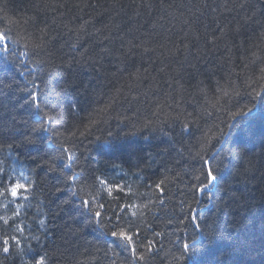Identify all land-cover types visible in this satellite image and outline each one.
<instances>
[{"label": "trees", "instance_id": "16d2710c", "mask_svg": "<svg viewBox=\"0 0 264 264\" xmlns=\"http://www.w3.org/2000/svg\"><path fill=\"white\" fill-rule=\"evenodd\" d=\"M41 29H47L43 40ZM0 32L10 49L0 52V125L12 129L0 137V161L36 182L22 220L25 236L40 235L41 243L22 240L26 252L29 244L33 249L25 260L46 252L49 264H129V252L81 215L79 198L64 183L69 161L55 147L64 137L53 135L84 130L122 89L90 134L65 141L74 145L73 168L110 185H131L135 197L114 193L121 202L154 201L134 218L141 236L155 239L159 249L151 264H189L178 258L194 237L197 264H264V92L252 114L231 119L264 87L258 79L264 0H0ZM132 44L140 47L129 53ZM253 52L260 56L255 63ZM137 70L140 80L131 75ZM229 80L241 95L212 108L217 81ZM25 89H43L49 108L60 113L49 131L33 132L37 110L26 103ZM220 130L223 143L209 142ZM25 136L36 143L21 146ZM205 143L209 156L217 152L219 183L199 195L193 186L202 162L194 156ZM161 181L162 194L155 187ZM193 210L203 234L188 219ZM5 231L14 234L0 225V248ZM154 231L162 235L153 237ZM0 264H21V257L0 252Z\"/></svg>", "mask_w": 264, "mask_h": 264}, {"label": "snow or ice", "instance_id": "6c2138e0", "mask_svg": "<svg viewBox=\"0 0 264 264\" xmlns=\"http://www.w3.org/2000/svg\"><path fill=\"white\" fill-rule=\"evenodd\" d=\"M146 2V0H145ZM151 6L150 4L148 5ZM241 8L244 7V4L239 5ZM247 19V18H246ZM83 30V29H82ZM223 31V30H222ZM41 40L43 36L47 34V29H41ZM262 39H264V33L261 34ZM7 39L5 33L0 32V52L9 53L10 49L7 45ZM215 40V38H214ZM13 43H18V41H13ZM131 43V42H130ZM42 43L34 44V48L42 47ZM25 49L29 47L27 42L24 43ZM140 47V45L132 44L129 47L128 52L132 51V48ZM187 48L188 46L185 45ZM145 51L150 49L145 48ZM22 55L27 56V52L22 53ZM252 56L255 58L251 62L255 63L256 59H259L260 56L258 52H253ZM71 63L69 62V67ZM247 64L244 65L247 68ZM233 71H235L233 69ZM136 80L142 78V73L140 70L131 74ZM239 75V74H237ZM259 80L264 81V67L260 69ZM246 86L251 87L252 83L249 78L245 82ZM33 88H41L39 84H33ZM29 92V99L26 103L30 104L37 111L34 113V116L37 117L36 121L32 125L33 132L37 131H49L50 125L55 122L60 113L56 112L54 108H49L47 103V94L41 91H33L32 89H25ZM203 91V90H202ZM122 89H117L115 95L110 98L109 102L104 106L103 109H100L97 113V119L101 114L106 113L112 106L118 102L121 95ZM216 92L219 95L215 96L212 99H208V103L212 108H217L221 106V101L224 100L227 103L231 98L238 97L241 95L238 86L235 84V81L229 80L227 84L221 85L217 81ZM254 95H252V106L245 104L243 107H240L237 111L231 113V119L236 120L237 117H248L254 112L256 99L264 92V87L259 91L253 90ZM59 92H56L55 95H59ZM44 95V101L42 102L40 97ZM228 98V99H225ZM73 109L75 105L72 106ZM97 119L90 118L89 125L85 126L84 130L77 128L75 131L69 132L67 135L64 133H53L56 137H64L63 140H60L58 143H55L56 149L60 153V157L66 159L67 163L64 164V174L65 179L64 183L67 186V191L71 193L73 197H77L80 200V209L81 215H88L90 217L89 223L94 224L97 228L103 231V234L107 237L112 238V243L121 249H125L129 252V264H151V259L153 254L157 253L159 249L156 246L155 239H149L147 236L142 237V228L140 224L135 223L134 218L145 216V210L149 209V205L153 204L154 201L149 200L147 203H135L131 200L126 202H121V198L114 193H125L128 197H135L137 194L134 192L131 185H110L109 182L105 179H101L98 176H89L84 172L83 169L76 171L73 168V164L70 162L74 155V145L69 146L65 141L70 140L72 137L77 135L83 137L87 134H90V129L97 123ZM189 124L187 120L184 122L183 129L187 130ZM232 125H229L231 128ZM11 132V128H6L4 125H0V137L5 135V132ZM111 135V133H109ZM225 132L220 130L218 136L207 138L210 142L211 139L217 140V143H223V138ZM99 139V138H97ZM50 144L53 143V140L49 139ZM36 141L32 137L25 136L21 141V146L33 145ZM11 147V145L9 146ZM207 143L202 144L199 151L195 153L194 158H199L202 162V170L199 171V174L195 176L197 183L193 186V192L199 195H208L211 193L212 189L218 187V174H219V161L217 158V152H213L209 156L206 152ZM214 164L216 165L214 167ZM50 170L55 171V168L50 166ZM89 180H92L93 183L90 185ZM164 182L156 184V189L162 194L164 189L161 185ZM91 189V190H90ZM36 191V182L32 180L29 176L25 175L24 172H16V169H8L4 165V161H0V209L3 210V215H0V225H2L5 230L7 228H12L14 234H7L2 238V248L0 252L5 256L11 255L13 251L21 257V264H49V256L46 252L40 254L37 252L35 255L29 257L25 260L24 257L33 251L31 244L28 245V250L26 252L25 246L22 243V240L35 241L37 245L41 243L40 235H31L25 236L26 225L22 220V212L26 207L29 206L30 200L33 197L34 192ZM61 191V189H57ZM106 193V197L103 195ZM111 198L108 202V208L105 210V200ZM115 206H112V204ZM196 203H199V200H195ZM64 203H69V201H64ZM160 204H163V199L159 200ZM181 203H184L183 201ZM189 208L191 206L189 205ZM9 212L11 214H9ZM111 213L110 215L108 213ZM188 219L194 225V228L203 234L201 229V224L199 222L196 211H190ZM39 225L42 229L46 231V220L40 219ZM150 227V226H149ZM162 233L153 232V237H159ZM198 237H194L189 243L184 241L182 244V250L180 261H187L189 264H197L195 256L197 254V249L199 245L197 244Z\"/></svg>", "mask_w": 264, "mask_h": 264}]
</instances>
